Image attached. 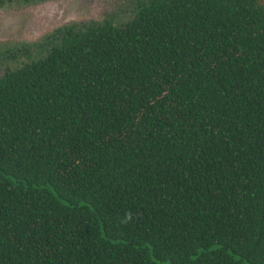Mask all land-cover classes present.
I'll return each mask as SVG.
<instances>
[{
  "label": "trees",
  "instance_id": "obj_1",
  "mask_svg": "<svg viewBox=\"0 0 264 264\" xmlns=\"http://www.w3.org/2000/svg\"><path fill=\"white\" fill-rule=\"evenodd\" d=\"M129 13L0 43V264H264V0Z\"/></svg>",
  "mask_w": 264,
  "mask_h": 264
},
{
  "label": "rangeland",
  "instance_id": "obj_2",
  "mask_svg": "<svg viewBox=\"0 0 264 264\" xmlns=\"http://www.w3.org/2000/svg\"><path fill=\"white\" fill-rule=\"evenodd\" d=\"M135 0H44L0 9V43L32 42L42 39L54 28L70 23L112 18L115 23L130 17ZM21 57L18 65L25 62Z\"/></svg>",
  "mask_w": 264,
  "mask_h": 264
}]
</instances>
